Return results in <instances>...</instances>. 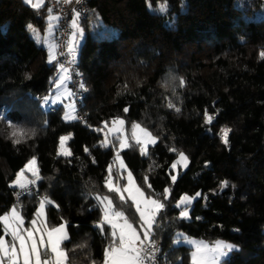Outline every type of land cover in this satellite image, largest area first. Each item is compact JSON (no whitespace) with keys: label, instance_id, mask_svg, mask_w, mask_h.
I'll list each match as a JSON object with an SVG mask.
<instances>
[{"label":"trees","instance_id":"trees-1","mask_svg":"<svg viewBox=\"0 0 264 264\" xmlns=\"http://www.w3.org/2000/svg\"><path fill=\"white\" fill-rule=\"evenodd\" d=\"M85 2V37L75 56L83 118L69 122L62 106L42 105L53 93L57 64L27 27L46 24L47 1L34 10L23 0H0V214L22 204L34 212L47 196L54 202L46 206L49 226L69 223L65 246H88L70 253L73 264H89V255L100 264L108 241L95 226L102 215L95 197H112L129 219H138L130 202L121 205L104 187L118 141L113 136L112 145L102 146V129L121 118L127 134L136 123L158 138L147 155L132 140L121 155L146 195L160 198L171 189L155 236L159 264H190L191 248L174 242L178 231L248 250L245 258L233 251L227 264H264V0ZM205 111L214 116L211 124ZM10 124L28 133L23 142L13 143ZM224 127L232 130L228 145ZM69 134L72 155H58L60 137ZM179 152L189 165L173 183ZM33 157L41 179L15 204L12 183ZM197 192L191 218L178 219L177 200Z\"/></svg>","mask_w":264,"mask_h":264},{"label":"snow or ice","instance_id":"snow-or-ice-1","mask_svg":"<svg viewBox=\"0 0 264 264\" xmlns=\"http://www.w3.org/2000/svg\"><path fill=\"white\" fill-rule=\"evenodd\" d=\"M25 2L34 10H39L45 5V0H25ZM57 2L72 4L73 0H57ZM74 2L80 4L83 0H74ZM166 10L167 6L163 5L161 11ZM72 11L71 28L73 31L67 44V51L74 60L77 51V36H83V29L79 23L81 11L77 9H73ZM48 12L51 14L52 9L49 8ZM48 19L49 31H51L54 27L52 21L58 22L60 17L49 15ZM27 27L32 31L38 43L48 44L47 36L41 38L40 32L31 24ZM48 48V62H56L59 64L58 71L60 75L53 81L55 89L59 90L70 78L69 72L65 65L59 63L57 60V45L48 44ZM260 55L264 58V52H261ZM184 83L183 79H181L180 86L183 87ZM83 87L84 85L81 84V88ZM48 99V97H45V102ZM168 106L170 108L175 107L171 103ZM124 111L127 112L128 109L125 108ZM176 111H180V109L176 108ZM76 118L72 113L65 115V119L71 120ZM213 119L214 116L209 115L205 111V122L211 124ZM113 124L119 125V128L115 129V131L122 133L125 121L117 118L113 121ZM10 127L13 128L11 137L13 138L14 144L23 142L28 136V133L23 129L16 128L11 124ZM113 131L114 129H109V132ZM231 131L228 127L221 129V140L225 145L229 143V134ZM70 139V134L60 137L58 155L65 157L72 155L71 150L66 147V143ZM117 139L119 140V150L116 151L115 162L118 163L119 170L114 176L113 166L109 165L104 187L107 188L108 192L116 194L121 205L129 204L130 202V207L134 208V215L138 219L135 222L129 219L124 210L117 208L112 197L108 195L101 196L99 194L95 197L101 207L102 213L100 220L96 222L95 226L100 234L105 236L108 241L104 247L103 260L100 264H159V245L155 236L156 230L160 226L158 219L162 217L167 207L166 201L171 196V189L165 188L160 198H153L150 195H146L145 189L137 184L132 172L127 170V166L124 164L123 158L120 155V151L132 146L129 143V138L120 135ZM131 140L140 146L142 155H147L148 145L155 144L157 137L153 136L146 128H142L139 124L134 123L132 125ZM101 143L104 147L112 145V141L108 139L107 135ZM85 151L87 152L88 149L85 148ZM170 151L176 152L177 149L171 148ZM188 163V157L183 152H179L178 159L172 163L171 168L175 170L178 165L187 168ZM25 170L31 172L35 179L29 180L24 174ZM122 171H127V183L123 185L120 184V180L124 179ZM39 179L41 177L39 175L37 159L33 157L27 162L24 169L17 173L16 180L12 186L19 187L21 190H27L28 185L35 184ZM171 180L175 183L177 175H171ZM148 181V176H145L144 183L150 189L152 185ZM221 186L222 188L227 187L228 182L223 181ZM16 195L19 197L20 193H16ZM200 196V192L195 193V196H189L188 194L182 195L175 205L176 208L181 209L177 218L190 219V206ZM52 204L54 202L47 196L42 198L30 221L29 227H25V217L22 214L20 205H13L8 211L0 214V226L3 228V234L0 235V264H73V258L70 256V253L76 252L77 249L83 250L88 247L82 244H77L72 248L65 246V242L70 239L68 233L69 223L65 220L59 225L49 226L46 206ZM61 219L63 220V218ZM105 226L108 228L107 232L105 231ZM6 237H10V239H6ZM181 241L192 246L190 264H227L230 254L233 251H238L237 245L223 240H217L209 244L204 241L190 239L178 233L174 242L180 243ZM86 259H88L89 264H97V261L92 259L90 255Z\"/></svg>","mask_w":264,"mask_h":264},{"label":"rangeland","instance_id":"rangeland-1","mask_svg":"<svg viewBox=\"0 0 264 264\" xmlns=\"http://www.w3.org/2000/svg\"><path fill=\"white\" fill-rule=\"evenodd\" d=\"M24 1V0H23ZM51 14H54L53 12L51 13ZM51 14H49V15H51ZM48 15V16H49ZM80 27L82 28V26L80 25ZM83 29V28H82ZM113 30V29H112ZM40 32V31H39ZM48 32H49V28H47V30H46V34L48 35ZM113 32H115V30H113ZM30 33L32 34V36L34 37V35H33V33H32V31L30 30ZM40 34H42V32H40ZM84 37H85V34H84V31H83V36L81 37V36H77V49H79V47H80V45H81V43L83 42V40H84ZM34 39H36L35 37H34ZM48 39H51V37L50 38H48ZM52 43H53V41H51ZM47 45V44H46ZM46 48H47V58H49V48H48V45L46 46ZM75 60V59H74ZM60 75V73H59V71H58V68H57V74H56V78L58 77ZM46 97H48L49 99L47 100V102H45V98H44V100H43V107L45 108V109H50V108H53V107H60V106H62V118L65 120V121H74V120H76V119H78V117H77V115H76V113H75V111H76V106H77V95H76V92L73 90V88L70 86L69 87V85L67 84V81H66V84L64 85V86H62L59 90H56L55 89V87H54V90H53V93L52 94H49L48 96H46ZM53 101H55V102H53ZM67 113H72L73 115H75L77 118L76 119H71V120H69V119H65V115L67 114ZM117 119V118H116ZM116 119H114V120H116ZM121 119V118H120ZM113 120V121H114ZM113 121L110 123V124H108L107 125V127H106V125H105V127L102 129V133H103V136H104V140H105V136L107 135V137L108 138H110V140L112 139V137L113 136H115L116 137V139H117V137L118 136H120V135H123V136H126V137H128L129 138V143H130V141H131V135H132V128H131V130H130V132H129V134H127V132H125V130H124V127H123V131H122V133L121 132H119V131H115V129H117V128H119V125H114L113 124ZM141 126V125H140ZM142 128H145V127H143V126H141ZM109 129H114V131L113 132H109ZM147 129V128H146ZM148 130V129H147ZM138 132H139V130H137ZM149 131V130H148ZM150 132V131H149ZM153 135V134H152ZM65 136H67V135H65ZM154 136V135H153ZM117 141H118V146H117V149L115 150V155H116V151L117 150H119V140L117 139ZM133 141V140H132ZM157 141H158V138H157ZM157 141H156V143H157ZM155 143V144H156ZM152 145H154V144H150V145H148V148H149V146H152ZM124 150V149H123ZM122 150V151H123ZM122 151H120V155H121V152ZM187 157H188V155L185 153V152H183ZM121 157H122V155H121ZM178 159V156H177V158L175 159V161ZM124 161V160H123ZM174 161V162H175ZM188 161H189V157H188ZM124 164L126 165V163H125V161H124ZM112 166H113V174H114V176H115V174H117V172H118V170H119V165H118V163H116L115 162V156H114V161H113V164H111ZM188 165H189V163H188ZM127 166V165H126ZM186 168H184L182 165H178L177 166V168L175 169V170H173L172 168H170V176L171 175H177V177H178V174H179V172L180 171H184ZM127 170L128 171H131L128 167H127ZM27 171V170H26ZM27 173H29L30 175H32L31 174V172H28L27 171ZM25 174V173H24ZM133 174V173H132ZM122 175H123V177H124V179H122L123 181H124V183L123 184H125V183H127V171H122ZM26 176V175H25ZM133 176H134V174H133ZM31 177H33V176H31ZM134 178H135V176H134ZM33 179V178H32ZM122 180H120V184L121 185H123L121 182H122ZM136 180V179H135ZM184 195V194H183ZM189 196H191V195H189ZM195 196V195H194ZM179 200V199H178ZM177 200V201H178ZM195 201V200H194ZM194 201H193V203H194ZM193 203L191 204V206H190V209H189V211H191V207H192V205H193ZM175 205H176V203H175ZM22 206H23V204H22ZM22 206H20L21 207V210H22V214L24 215V217H25V227H29L30 226V221H31V219L33 218V216H34V213H35V211L34 212H29V211H25L24 209L25 208H23ZM38 206H39V203H38V205H37V208H38ZM24 207H26L25 205H24ZM36 208V209H37ZM179 209V208H178ZM180 210L181 209H179V212H180ZM47 213V212H46ZM190 217H191V215H190ZM185 220H188V219H185ZM183 234L184 236H186V237H188V238H190V239H194V240H197V241H204V242H206V243H209V244H212V243H214L215 241H217V240H215V241H207V240H205V239H202V238H196V237H192V236H189V235H187L185 232H183V231H178L177 233H176V237H177V234ZM6 239H10V237H6ZM82 241L84 242V244H87V243H89L90 242V235L89 234H87V235H85V236H83L82 237ZM223 241H225V240H223ZM226 242H228V243H232V244H234V245H237L238 246V250H240V252H241V256L242 257H246L247 256V253H248V250L247 249H242L241 247H240V245H238L237 243H233V242H229V241H226ZM177 244H184V245H186V246H188V247H190L191 248V251H192V246L191 245H189V244H187V243H185V242H183V241H181L180 243H177ZM229 258V257H228Z\"/></svg>","mask_w":264,"mask_h":264},{"label":"built area","instance_id":"built-area-1","mask_svg":"<svg viewBox=\"0 0 264 264\" xmlns=\"http://www.w3.org/2000/svg\"><path fill=\"white\" fill-rule=\"evenodd\" d=\"M48 9L51 8L52 12L57 14L59 19V30L57 34V60L59 63H63L65 67L68 69L69 72V82L70 86L73 88V90L76 92L77 95V106H76V115L79 119L83 118V115L81 113V102L79 100L80 93L84 90V87L81 88V84L83 81V76L79 72V69L76 65L75 60H73V57L68 54L67 51V44L70 39L71 32L73 29L71 28V20L73 18V9H77L81 11V17L83 18L88 13V6L86 5L85 0H83L82 3L76 4L73 0L72 4H64V3H58L57 0H47ZM77 55V51H76ZM57 64V68L59 67V64ZM34 191V184L28 185L27 190H21L19 187L13 194V201L15 204H19L20 201L23 199V197ZM16 193H20L19 197H17ZM159 245V251H160V242H158ZM159 258V253H158Z\"/></svg>","mask_w":264,"mask_h":264},{"label":"crops","instance_id":"crops-1","mask_svg":"<svg viewBox=\"0 0 264 264\" xmlns=\"http://www.w3.org/2000/svg\"><path fill=\"white\" fill-rule=\"evenodd\" d=\"M46 1L47 0H45V4H46ZM24 2H25V0H24ZM26 3V2H25ZM50 13L48 12L47 13V15H46V17H45V21H46V24L44 25V26H42V29H39L36 25H32L35 29H37L38 31H40V32H42V34H41V38H43V37H45V36H47L48 38H50L51 37V39H48V44H55V45H57L56 44V37H57V34H58V23H59V21L57 22V21H52V24L54 25V27L52 28V30L51 31H49L48 32V35L46 34V30H47V28H49V15ZM51 15H55V16H58L57 14H51ZM79 23H80V20H79ZM80 25H81V23H80ZM83 31H84V29H83ZM84 34H85V31H84ZM88 40H91V37L89 36L88 38H87ZM35 41L37 42V40L35 39ZM51 41H53V43L51 42ZM38 43V42H37ZM38 44H40V45H43V46H47L45 43H38ZM78 50V49H77ZM56 52H57V48H56ZM66 84V83H65ZM67 84L69 85V87H70V83H69V79L67 80ZM24 169V168H23ZM25 175H26V177L29 179V180H33V179H35V177H31L32 175H30L29 173H27V171L25 170ZM33 178V179H32ZM16 180V179H15ZM12 185H13V183H12ZM13 187V186H12Z\"/></svg>","mask_w":264,"mask_h":264}]
</instances>
